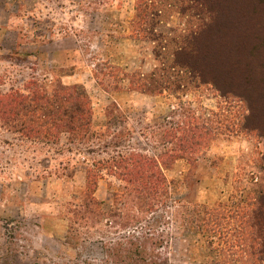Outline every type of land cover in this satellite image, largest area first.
<instances>
[{"label":"rangeland","instance_id":"rangeland-1","mask_svg":"<svg viewBox=\"0 0 264 264\" xmlns=\"http://www.w3.org/2000/svg\"><path fill=\"white\" fill-rule=\"evenodd\" d=\"M141 1L0 0V264H97L104 246L146 224L88 225L87 170L100 174L94 197L106 213L126 183L98 163L117 153L157 157L170 147L165 135L202 124L205 146L161 167L171 214L156 227L159 253L168 264L247 259L245 221L264 200V0H156L152 28L137 18ZM181 42L198 49L197 76L171 68L184 59L172 54ZM167 74L178 88L148 94L128 83ZM72 88L88 98L99 139L20 129V112L28 115L20 103ZM194 208L218 220L229 213L221 224L229 234L180 220Z\"/></svg>","mask_w":264,"mask_h":264},{"label":"trees","instance_id":"trees-1","mask_svg":"<svg viewBox=\"0 0 264 264\" xmlns=\"http://www.w3.org/2000/svg\"><path fill=\"white\" fill-rule=\"evenodd\" d=\"M197 3H200V0H197ZM157 5L156 0H142L139 9L136 8V11L139 10L137 18L149 28L160 23L159 20L156 23L158 14L162 13L155 8ZM200 7L203 8L201 9L202 14L205 13L204 16L208 14L209 21H211L213 13L209 7L207 8V2H201ZM149 34L152 35V32L149 31ZM172 54L173 57L181 55L184 59H176L171 68L178 67L191 74L194 73L195 76H197L195 73L199 74L196 69L198 59H195L198 56V49L192 43H178ZM167 75L169 77H162L159 81L153 78L150 80L140 79L131 75L128 78V83L130 89L148 94H154L158 89L178 88V84L171 80L173 75ZM73 89H61L62 93L54 92L51 95L43 94L37 103L35 100L20 103L18 106L23 105L22 109L26 110L29 115L27 117L28 115H23V112H20L22 113L20 114L22 118L19 124L20 129L40 137L48 136L51 131L64 132L76 139L79 137L88 138V140L99 139L91 125V109L88 98ZM1 112L2 114L6 113L5 111ZM204 128L203 124L201 127L194 126L190 135L181 137H174L172 134L165 135L163 139H160V142L164 147H170L157 157L117 153L105 163H98L100 168L111 172L126 183L120 193L114 194V207L106 213L101 210L100 202L94 197L96 182L100 178V174L87 170L83 212H85L84 218L88 225L94 227L101 222V219L105 218L111 220L109 222L114 227L118 226L122 229L137 228L142 223L146 224L140 227L139 232L128 231L125 236L104 246V258L97 264H168L167 259L162 258L159 253L163 248L164 240L156 229L159 224L166 223L169 214H171L167 210L170 200L168 184L161 167L174 160L186 159V151L192 154L199 148H203L207 141L205 140L207 133L204 131L206 128ZM178 214H181L180 220L188 218L187 222L193 230H202L210 234L218 232L219 228H223L226 232L225 227L221 224L229 222L228 220L231 219L230 214L224 212L218 220L215 212L208 208L204 211L194 208L189 214L182 215V211ZM245 225L248 229L246 236L251 246L249 250L245 251L247 259L243 261V264H263L264 200L260 199L249 211ZM228 234L229 232H226V235ZM77 258H80L78 254L74 259ZM70 260H68V264L71 263ZM83 264L91 263L84 262ZM207 264H215V262L210 261Z\"/></svg>","mask_w":264,"mask_h":264}]
</instances>
